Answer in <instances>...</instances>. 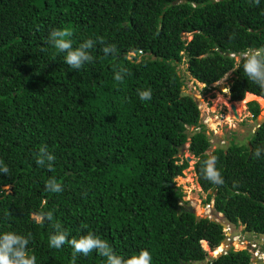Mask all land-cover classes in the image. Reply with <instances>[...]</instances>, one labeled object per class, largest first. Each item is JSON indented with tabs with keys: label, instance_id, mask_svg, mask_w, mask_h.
<instances>
[{
	"label": "trees",
	"instance_id": "16d2710c",
	"mask_svg": "<svg viewBox=\"0 0 264 264\" xmlns=\"http://www.w3.org/2000/svg\"><path fill=\"white\" fill-rule=\"evenodd\" d=\"M53 28L71 30L74 46L102 38L118 53L105 56L97 42L94 61L74 70L47 43ZM262 46L264 0H0V161L9 168L0 174V232L31 233L36 264H72L71 247H49L55 223L69 238L93 232L123 256L147 249L152 264H255L247 249L208 255L202 244L218 250L222 220L197 218L175 177L189 166L178 154L188 143L203 203L212 201L224 222L259 237L264 152H253L264 149V121L245 140L233 136L208 152L199 104L181 93L177 66L186 61L205 87L231 70L232 100L254 94L264 102V90L231 55ZM119 67L128 70L122 82L114 79ZM141 89H151L152 98L141 101ZM246 104L256 118L259 102ZM41 147L55 155L54 171L36 163ZM210 155L223 185L201 174ZM53 177L61 193L45 190ZM31 211H51L53 221L36 224ZM75 264L106 258L93 251L78 254Z\"/></svg>",
	"mask_w": 264,
	"mask_h": 264
},
{
	"label": "clouds",
	"instance_id": "9594fccd",
	"mask_svg": "<svg viewBox=\"0 0 264 264\" xmlns=\"http://www.w3.org/2000/svg\"><path fill=\"white\" fill-rule=\"evenodd\" d=\"M250 2L256 6L260 4V0H250ZM72 35L73 33L69 29L53 28L48 34L47 43L57 53L63 54L64 63L74 70L94 61L91 50L96 47L97 42L105 45L102 49L105 56L118 53L116 45L105 44L102 38H99L98 41L91 38L85 39L74 46L71 39ZM41 51H47V49L42 48ZM231 55L235 57L238 68L242 67L245 77L264 90V46L249 48L239 54L233 53ZM127 74V68L119 67L118 70H115L114 79L122 82ZM229 74L226 73V78ZM137 95L141 101H147L152 98V91L151 89H141L137 91ZM262 152L264 149L256 148L253 155L260 158ZM55 160V155L50 153L46 147H41L36 155V163L40 166H46L50 172L54 171ZM217 161L218 158L215 155L208 156L202 161L200 171L205 180L214 185H223L225 181L220 170L216 167ZM8 173V166L0 161V174L7 175ZM45 190L51 193H61L63 185L58 183L54 177L49 178L45 181ZM30 219L36 224H43L45 221L51 222L53 221V213L51 211L32 212ZM53 227L55 231L48 237L49 247L55 249H61L65 245L71 247L73 250L72 264H75L78 254L86 257L93 251L106 258V264H152V255L147 249H141L128 256H123L117 254L106 240L93 232H88L79 238H69L68 232L63 230L59 223L53 224ZM30 240L31 233L24 235L13 231L0 232V264H36V256L29 253Z\"/></svg>",
	"mask_w": 264,
	"mask_h": 264
},
{
	"label": "rangeland",
	"instance_id": "374dc122",
	"mask_svg": "<svg viewBox=\"0 0 264 264\" xmlns=\"http://www.w3.org/2000/svg\"><path fill=\"white\" fill-rule=\"evenodd\" d=\"M183 37L189 39L191 37L190 32H184ZM186 65V61H182L177 67L184 76V89L194 92L199 97L198 104L200 108L201 120L206 125V131L209 134H212L210 136L212 145L207 151L209 152L214 146L218 144H224L233 136L237 139L245 140L250 134L251 130L255 128L257 122L256 118L253 117L252 113L248 110L246 102L250 99L257 100L261 107L260 114H264V102L261 100V97L250 94L248 98L244 100V103L241 104V107L238 105L239 103L236 102L235 106L238 116H235L233 109L231 108L232 99L230 98L228 90L229 83L232 79L231 70L227 72L230 73L227 78L225 73L219 80L205 87L204 83L197 81L190 75L186 69ZM180 155H190L191 158L188 160L189 166L184 169L183 175L175 177L176 184L181 186L184 192L183 198L196 208L195 212L198 215H205L206 211L202 208V200L205 198L206 192L201 189L196 179V174L193 169L195 157L187 150V146L182 150ZM32 212L35 211H31V213ZM209 212L212 216L218 218V220L223 221L222 214L213 211L212 207H210ZM234 228L236 232H242L243 227L242 225H239ZM245 237L250 239L252 234H246ZM202 246L208 250V255L210 252H213V254L218 252V250L213 251V249H210L207 241L204 245L202 244ZM231 246L235 249H240L244 245L232 244Z\"/></svg>",
	"mask_w": 264,
	"mask_h": 264
},
{
	"label": "built area",
	"instance_id": "2783aa9c",
	"mask_svg": "<svg viewBox=\"0 0 264 264\" xmlns=\"http://www.w3.org/2000/svg\"><path fill=\"white\" fill-rule=\"evenodd\" d=\"M140 51V50H139ZM135 54V51H129L127 54L129 57ZM210 207L213 209V203L212 201L210 203L205 204V213L209 217H215L210 214ZM208 212V213H207ZM215 219L218 220V218L215 217ZM225 235L230 240V244L235 241L238 245L243 244L244 246L241 247L240 249H247L251 253L252 260L256 257L259 259L264 260V246H263V241L261 237H257V235L252 234V237L249 239L245 237L247 234L245 231L242 230V232H236L235 228L232 224L226 223L225 226L223 227ZM210 264V263H209Z\"/></svg>",
	"mask_w": 264,
	"mask_h": 264
},
{
	"label": "water",
	"instance_id": "95a60500",
	"mask_svg": "<svg viewBox=\"0 0 264 264\" xmlns=\"http://www.w3.org/2000/svg\"><path fill=\"white\" fill-rule=\"evenodd\" d=\"M181 93H182V94H185V95H189V96H191V97L195 100L196 103L199 102V97H198L194 92H191V91H188V90H185V89H184ZM200 99H201V98H200ZM231 108L233 109V112H234L235 116H238V112H237V109H236V106H235V103H234L233 100H232V102H231ZM256 120H257V123H258V124L255 126V128H257L258 125L264 121V114H258V115L256 116ZM208 136L210 137L211 134L208 133ZM187 145H188V144H181V145H179L178 154H180V153L182 152V150H183ZM186 157H187L188 160L191 158L190 155H187ZM187 208H188L189 210L194 211V212L196 211V208H195L191 203H189V202H187ZM202 208L204 209V203H202ZM195 213H196V212H195ZM196 214H197V213H196ZM196 217L199 218V215L197 214ZM221 224H222V226L224 227L226 223H225L224 221H222ZM260 237H261V239H262V241H263V245H264V233H260ZM227 241H228V244H227V245H224L223 248H222L221 250H219L218 252H216V254H213V252H210V253H209V256H216V255H218V254H220V253H222V252L228 250V249L231 247V244H230V240H229V238L227 237V235L224 236V238L221 240L220 243H223V244H224V243L227 242ZM253 262H254L255 264H264V260H263V259H259V258H256V257L253 259Z\"/></svg>",
	"mask_w": 264,
	"mask_h": 264
},
{
	"label": "bare ground",
	"instance_id": "6f19581e",
	"mask_svg": "<svg viewBox=\"0 0 264 264\" xmlns=\"http://www.w3.org/2000/svg\"><path fill=\"white\" fill-rule=\"evenodd\" d=\"M254 95V94H253ZM256 96V95H255ZM234 101V100H233ZM234 103L236 104V101H234ZM244 102H242V103H239L238 105H240V107L242 106L241 104H243ZM237 108H238V106H237ZM227 235H228V233H227ZM228 244V241L227 242H225L224 244H221V246L218 248V251L219 250H221L222 248H223V246L224 245H227ZM233 245H236L237 243L236 242H233L232 243ZM217 251V250H216Z\"/></svg>",
	"mask_w": 264,
	"mask_h": 264
}]
</instances>
